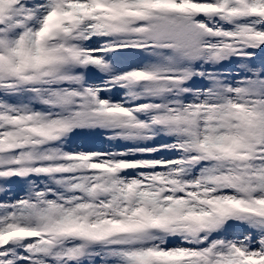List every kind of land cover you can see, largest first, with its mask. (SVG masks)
<instances>
[{"label": "snow or ice", "instance_id": "snow-or-ice-1", "mask_svg": "<svg viewBox=\"0 0 264 264\" xmlns=\"http://www.w3.org/2000/svg\"><path fill=\"white\" fill-rule=\"evenodd\" d=\"M0 264H264V0H0Z\"/></svg>", "mask_w": 264, "mask_h": 264}]
</instances>
